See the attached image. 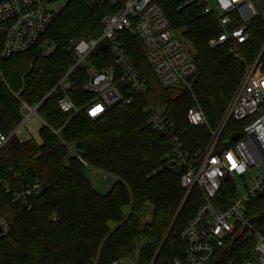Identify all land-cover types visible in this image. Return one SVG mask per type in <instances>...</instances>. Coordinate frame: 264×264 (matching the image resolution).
<instances>
[{
  "label": "trees",
  "instance_id": "obj_1",
  "mask_svg": "<svg viewBox=\"0 0 264 264\" xmlns=\"http://www.w3.org/2000/svg\"><path fill=\"white\" fill-rule=\"evenodd\" d=\"M154 1L193 54L196 74L189 87L162 89L144 59L141 41L133 33L123 32L120 41L148 90L135 96L130 105L119 103L97 119L87 118L82 107L90 96L81 87L89 69L102 70L112 59L108 50L91 53L69 74L70 88L64 95L57 85L75 63L68 42L96 38L101 19L118 8L90 6L84 0H67L28 51L0 62L4 78L0 131L9 135L19 126L21 104L29 108L40 104L36 114L43 122L39 143L13 135L0 150V179L13 188L36 180L39 184L27 208L12 202L0 187V264H173L183 257L180 231L203 199L197 188L185 197L180 176L165 166L164 157L173 146L167 135L149 128L146 108H163L189 158L203 153L246 66L259 57L264 72V0H256L258 15L247 28V41L237 46V56L229 42L215 49L208 47L221 29L196 5L182 7L185 0ZM45 45H53L54 51L43 55ZM64 96L76 113L58 108ZM192 107L203 113L207 126L188 124L186 115ZM241 125L228 121L218 148L232 145L231 135ZM86 167L115 179L106 194L92 188L84 175ZM229 188L225 182L220 194ZM249 217L264 220V195L251 202ZM252 245L248 240L237 243L226 262L240 264L248 259Z\"/></svg>",
  "mask_w": 264,
  "mask_h": 264
},
{
  "label": "built area",
  "instance_id": "obj_2",
  "mask_svg": "<svg viewBox=\"0 0 264 264\" xmlns=\"http://www.w3.org/2000/svg\"><path fill=\"white\" fill-rule=\"evenodd\" d=\"M54 1L0 0V62L28 51L37 42L55 14ZM84 1L90 6L106 4L118 8L101 19V32L96 38L68 42V51L73 54L75 63L57 85L64 95L70 88L69 74L84 64L100 45L105 44L104 50H108L112 59V64L102 70L89 69L81 87L90 96L82 107L87 118L97 119L107 108L119 103L130 105L135 96L145 95L148 90L120 41L123 32H131L141 41L144 59L162 89L189 87L196 74L193 56L184 41L172 31L162 8L154 0ZM186 5L199 7L201 13L211 16L221 29L218 37L208 41V47L215 49L232 43L234 56H237V46L248 39L247 28L251 23L247 25V21L252 22L258 15L251 0H185L182 7ZM54 49L53 45H45L42 53L49 55ZM2 84L4 78L0 69ZM58 108L63 113L77 112L67 96L58 102ZM24 110L26 119L37 116L35 107L21 104L22 115ZM146 111L149 128L167 135L172 143L173 149L164 157V164L180 176L185 197L197 188L203 199L180 231L184 254L173 264H233L225 259L237 243L245 240L253 245L249 258L240 264H264V220L252 221L249 217L251 202L264 195V173L260 174L264 167V72L259 57L246 66L219 126L210 131L211 139L203 153L189 158L181 150L161 106L151 105ZM186 119L192 127L207 126L197 107L188 110ZM228 121L242 123L239 132L231 135L238 138L232 145L218 148L220 134ZM15 130L9 135L0 131V150L15 135ZM253 170L257 176L252 175ZM245 175L250 177L251 187L239 197L236 179ZM225 182L230 188L222 196ZM0 187L22 208L29 207L28 199L39 190L37 180L31 185L13 188L5 179H0ZM0 227H3L1 219Z\"/></svg>",
  "mask_w": 264,
  "mask_h": 264
},
{
  "label": "rangeland",
  "instance_id": "obj_3",
  "mask_svg": "<svg viewBox=\"0 0 264 264\" xmlns=\"http://www.w3.org/2000/svg\"><path fill=\"white\" fill-rule=\"evenodd\" d=\"M67 0H56L52 3V10L56 12L61 6L65 4ZM254 4L256 10L259 9L256 0H251ZM187 46V45H186ZM188 47V46H187ZM189 49V48H188ZM191 53V52H190ZM193 56V54H192ZM23 121L18 126V128L15 130V136L22 140L26 141L29 140L32 143H39L38 139V130L42 126V122L37 116H31L30 118L26 119V111H23ZM253 176H257L258 173L256 171H251ZM264 173V167L261 169L260 174ZM84 175L90 182L92 188L100 193V194H106L112 184L114 183L115 179L107 175L106 173H103L101 171H96L92 168L86 167L84 169ZM250 177L248 175H245L243 178H237L236 183L238 186L237 194L238 196H242L245 194V192L251 187ZM244 184H247L246 186H243Z\"/></svg>",
  "mask_w": 264,
  "mask_h": 264
},
{
  "label": "water",
  "instance_id": "obj_4",
  "mask_svg": "<svg viewBox=\"0 0 264 264\" xmlns=\"http://www.w3.org/2000/svg\"><path fill=\"white\" fill-rule=\"evenodd\" d=\"M250 23H251V20H248V21H247V25H249ZM104 49H105V44H102V45H100V46L98 47L97 50H95L94 53H97L98 51H103ZM39 105H40V104H39ZM39 105H37V106L35 107L36 110H37V108L39 107ZM237 138H238L237 135H233V136H231L230 139H231V141H236ZM183 203H184V202H183ZM183 203H182V205H183ZM182 205L180 206L179 210L177 211L176 215L174 216V218H173V220H172V222H171V224H170V227H169V229H168L167 232H166L165 237H166L167 234L169 233V231H170V229H171V227H172V225H173V223H174V221H175V219H176V217H177V215H178V213H179V211H180ZM1 232H2V228L0 227V234H1ZM165 237H164V239H165ZM154 259H155V257H154ZM154 259H153V260H154Z\"/></svg>",
  "mask_w": 264,
  "mask_h": 264
},
{
  "label": "crops",
  "instance_id": "obj_5",
  "mask_svg": "<svg viewBox=\"0 0 264 264\" xmlns=\"http://www.w3.org/2000/svg\"><path fill=\"white\" fill-rule=\"evenodd\" d=\"M41 121V120H40ZM42 122V121H41ZM42 125H43V122H42Z\"/></svg>",
  "mask_w": 264,
  "mask_h": 264
},
{
  "label": "snow or ice",
  "instance_id": "obj_6",
  "mask_svg": "<svg viewBox=\"0 0 264 264\" xmlns=\"http://www.w3.org/2000/svg\"><path fill=\"white\" fill-rule=\"evenodd\" d=\"M98 111V110H97ZM95 114V113H94Z\"/></svg>",
  "mask_w": 264,
  "mask_h": 264
}]
</instances>
